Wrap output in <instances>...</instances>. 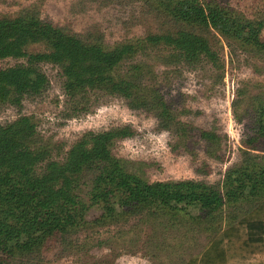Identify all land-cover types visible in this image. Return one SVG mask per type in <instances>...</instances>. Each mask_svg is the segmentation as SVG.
<instances>
[{"label":"rangeland","instance_id":"1","mask_svg":"<svg viewBox=\"0 0 264 264\" xmlns=\"http://www.w3.org/2000/svg\"><path fill=\"white\" fill-rule=\"evenodd\" d=\"M153 1L0 0V18L27 15L50 20L86 43L111 48L177 30L157 12ZM198 1H214L249 21L264 20V0ZM196 33L209 42L216 55L214 63L204 56L188 63L167 47L146 45L115 71L121 77L131 68L142 72L144 84L156 89L166 102L172 122L162 125L154 115L104 90L86 88L68 94L61 68L40 62L35 67L47 80L45 88L24 96L19 106L0 101V126L22 116L30 118L35 125V147L44 149L46 161L58 162H63L85 133L130 127L133 136L112 146L113 155L130 171L148 182H203L223 194L230 171L242 170L251 162L264 173V138L254 133L256 105L264 103V53L244 40L224 38L213 30ZM46 52L44 44L26 48L28 55ZM26 64V58H7L0 61V69ZM202 131L214 133L217 142L204 141ZM93 177L91 171L79 177L76 193L86 207ZM255 202L263 219L264 197ZM255 205H224L216 220L217 214L207 223L192 225L186 214L197 217L199 213L186 207V214L172 216L177 226L172 229L160 225L170 222V217L165 222L138 217L99 228L86 225L45 244L41 251L20 254L13 250L7 264H200L206 254L212 264H264V234L262 242L245 244L244 228L232 226ZM88 214L92 220L100 213L90 210ZM220 234L221 259L219 250L212 248L214 241L221 240Z\"/></svg>","mask_w":264,"mask_h":264},{"label":"trees","instance_id":"2","mask_svg":"<svg viewBox=\"0 0 264 264\" xmlns=\"http://www.w3.org/2000/svg\"><path fill=\"white\" fill-rule=\"evenodd\" d=\"M153 3L157 12L177 26V30L111 48L86 43L50 20L27 15L0 18V61L27 59L26 65L0 69V101L19 106L24 96L40 93L47 80L35 65L46 62L61 68L68 94L86 88L117 94L129 100L133 108L154 115L163 125L173 121V114L159 92L144 84L142 72L136 73L131 68L128 75H115L126 58L147 45L167 47L188 63H195L202 56L214 63L216 55L209 42L196 33L203 30L244 40L264 53L261 38L264 20L243 19L214 1L155 0ZM34 44H44L47 52L28 55L26 48ZM254 133L257 138H264L263 102L256 105ZM133 134L130 127L85 133L71 146L63 162H58L46 161L44 149L35 147V125L30 118L22 116L0 126V264H7L14 251L20 254L41 251L45 244L70 235L78 227L99 228L138 217L161 222L170 217V222L164 220L160 225L172 229L177 227L172 216L186 214V207L199 213L197 217L186 214L187 223H207L216 214L213 221L219 217L224 205L242 202L255 205L257 199L264 197V173L251 162L242 170L229 172L223 194L212 185L192 180L148 182L130 171L112 152L116 141L131 138ZM200 135L209 143L218 140L208 131ZM89 171L94 177L90 204L86 207L76 192L80 175ZM90 210H98L99 216L88 220ZM259 213L260 205H255L247 216L232 225L244 228L245 244L262 242L264 218ZM186 224L183 227L190 229ZM219 238L212 248L219 250L221 259L224 252L219 245L223 235ZM212 263L208 254L200 261V264Z\"/></svg>","mask_w":264,"mask_h":264}]
</instances>
